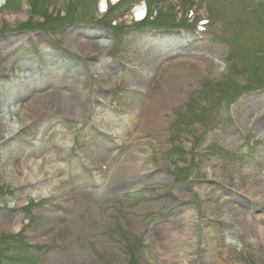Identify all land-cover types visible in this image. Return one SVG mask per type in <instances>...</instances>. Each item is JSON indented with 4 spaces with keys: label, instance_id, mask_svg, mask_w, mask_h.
Returning <instances> with one entry per match:
<instances>
[{
    "label": "rangeland",
    "instance_id": "374dc122",
    "mask_svg": "<svg viewBox=\"0 0 264 264\" xmlns=\"http://www.w3.org/2000/svg\"><path fill=\"white\" fill-rule=\"evenodd\" d=\"M107 3L0 5V264H264V0Z\"/></svg>",
    "mask_w": 264,
    "mask_h": 264
},
{
    "label": "bare ground",
    "instance_id": "6f19581e",
    "mask_svg": "<svg viewBox=\"0 0 264 264\" xmlns=\"http://www.w3.org/2000/svg\"><path fill=\"white\" fill-rule=\"evenodd\" d=\"M7 0H0V5L6 3ZM108 0H101V4H100V8L101 10L104 12L107 5H108ZM143 10L144 9H140L137 13V16H138V19H141L143 17ZM87 42V46L89 48H95V47H98L99 45H105L106 41L104 42H101V41H96L93 42V41H85ZM154 58V57H153ZM155 62V60H153ZM66 68L68 67L67 65L65 66ZM31 74L29 73H26L25 76L28 77L30 76ZM23 87L25 89H28L30 86H32V83L33 82H29V81H24L23 82ZM156 92H151L150 93V96H149V99H148V105L146 106L145 105V109H144V113H143V116L145 115L146 113V110L147 108L149 107V103L151 102V99L154 97ZM55 95V94H53ZM159 96V93L157 94L156 93V98ZM35 100H39L38 98H36ZM34 101V100H33ZM53 101V100H52ZM154 109L153 110H156V111H159L161 109V100L159 99L158 102L156 101L154 103ZM34 105L33 103L28 106H22V105H18V104H14L12 107H9V110H14L15 113H19L20 117L22 118L21 121H19L17 124L14 123V124H6V129H5V135H7L6 137L8 139L12 138L15 136V134H17V131L18 129H20L22 126H26L29 121H31L33 119L32 117V114H34ZM136 109L135 108V112L136 113ZM8 120L9 117H6ZM35 118V117H34ZM5 119V117H4ZM264 125V123L262 124ZM40 170H42V165L38 162L35 163V161H32L30 160L28 162V169L27 168H24L22 167L21 169H12V170H9L7 175L8 176H12L14 178V182L17 183H23V182H29V184L32 185H38L39 183H44V177H45V173L44 172H41L40 173ZM27 177V178H26ZM257 189H254V191H256ZM46 191L44 189H42L41 191V194H45ZM184 235V234H183ZM169 236V232L167 234H165L164 236H160V246H158L159 250H160V256L162 257L163 260H165L166 257H172V256H175L173 253L175 251H177L176 253H179L181 250H179V246L177 245H174V244H171V241L169 240L168 238ZM167 249H172L171 252L170 251H167ZM182 252V251H181ZM181 256H183V254H179ZM172 261V259H171Z\"/></svg>",
    "mask_w": 264,
    "mask_h": 264
}]
</instances>
